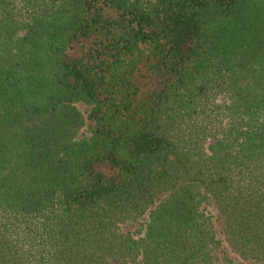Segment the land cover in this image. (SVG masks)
I'll use <instances>...</instances> for the list:
<instances>
[{
	"label": "trees",
	"instance_id": "16d2710c",
	"mask_svg": "<svg viewBox=\"0 0 264 264\" xmlns=\"http://www.w3.org/2000/svg\"><path fill=\"white\" fill-rule=\"evenodd\" d=\"M207 200L264 264V0H0V264H226Z\"/></svg>",
	"mask_w": 264,
	"mask_h": 264
},
{
	"label": "rangeland",
	"instance_id": "374dc122",
	"mask_svg": "<svg viewBox=\"0 0 264 264\" xmlns=\"http://www.w3.org/2000/svg\"><path fill=\"white\" fill-rule=\"evenodd\" d=\"M75 105L77 106L84 118V123L78 129L76 137H88L90 134V128L92 126V121L86 116L89 109V105L84 103L83 101H76ZM201 207L211 213L213 230L219 239V251L220 255L223 256L222 258L224 260V263L227 264L229 262L230 264H251L249 260L239 257L238 254L230 248L226 235L224 234L221 216L218 210L216 209L214 203L210 200H207L201 204ZM141 219H143V217L139 218V220ZM137 227V222H126V224L124 225V229L130 230H135ZM228 258H230L231 261H228Z\"/></svg>",
	"mask_w": 264,
	"mask_h": 264
}]
</instances>
